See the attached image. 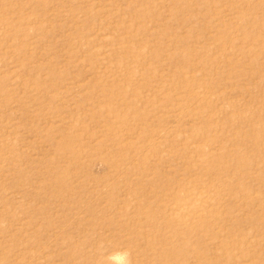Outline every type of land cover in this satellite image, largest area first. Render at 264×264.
Wrapping results in <instances>:
<instances>
[{
	"label": "rangeland",
	"instance_id": "obj_1",
	"mask_svg": "<svg viewBox=\"0 0 264 264\" xmlns=\"http://www.w3.org/2000/svg\"><path fill=\"white\" fill-rule=\"evenodd\" d=\"M0 264H264V0H0Z\"/></svg>",
	"mask_w": 264,
	"mask_h": 264
}]
</instances>
